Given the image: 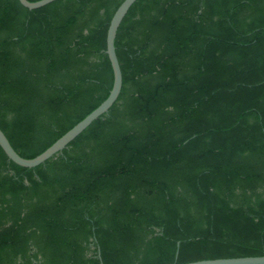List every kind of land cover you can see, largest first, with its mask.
Instances as JSON below:
<instances>
[{"label": "trees", "instance_id": "trees-1", "mask_svg": "<svg viewBox=\"0 0 264 264\" xmlns=\"http://www.w3.org/2000/svg\"><path fill=\"white\" fill-rule=\"evenodd\" d=\"M122 1L0 0V129L22 157L109 94ZM115 48L107 113L35 167L0 147V264L264 255V0H136Z\"/></svg>", "mask_w": 264, "mask_h": 264}, {"label": "water", "instance_id": "water-1", "mask_svg": "<svg viewBox=\"0 0 264 264\" xmlns=\"http://www.w3.org/2000/svg\"><path fill=\"white\" fill-rule=\"evenodd\" d=\"M21 5L28 9H36L42 7L54 0H18ZM136 0H123L114 11L107 28L106 33V54L108 56L112 73L113 82L107 97L84 118L73 125L69 130L56 139L49 147H47L40 154L33 158H25L19 155L10 144L8 138L0 129V147L7 156V158L17 165L23 167H35L45 160L51 158L57 153L61 152L76 136H78L85 128H87L95 119L108 112L109 108L117 100L121 86L122 74L120 64L116 55L115 37L117 29ZM179 243H177L178 245ZM181 264H264V255L260 256H244V257H228V258H214V259H201L190 261Z\"/></svg>", "mask_w": 264, "mask_h": 264}]
</instances>
